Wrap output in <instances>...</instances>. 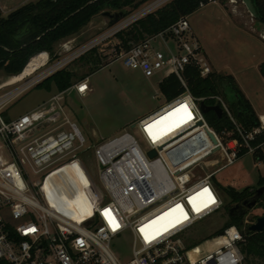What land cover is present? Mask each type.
I'll return each mask as SVG.
<instances>
[{
	"label": "built area",
	"instance_id": "built-area-1",
	"mask_svg": "<svg viewBox=\"0 0 264 264\" xmlns=\"http://www.w3.org/2000/svg\"><path fill=\"white\" fill-rule=\"evenodd\" d=\"M170 1L154 0L110 25L107 33L78 52L79 57ZM228 1L236 3L238 0ZM203 6L201 4L200 8ZM260 38L264 41V34ZM155 44L165 51L158 50ZM111 52L107 65L118 61L148 80L159 77L160 82L174 75L183 92L133 123L130 126L135 131L133 134L123 132L85 149V139L67 114V91L53 95L16 120L7 122L3 117L14 100L59 71L67 61L44 69L47 62L35 74L9 86L1 85L0 262L246 264L242 253L245 239L234 226L206 241L209 245L206 251L198 245H188L186 238L199 223L224 207L212 184L214 176L234 165L240 156H254L257 151H264V141L258 142L264 136V114L257 116L256 127L246 131L235 121L222 97L196 99L189 93L183 80L186 68H196L201 77L211 74L212 69L186 17L127 51L118 44ZM8 88L10 90L5 91ZM72 88L81 97L89 91L87 80ZM205 100H212L213 106L221 108L233 126L231 131L216 133L207 124L199 107ZM173 106L178 110L176 122L183 123L170 134L163 132L165 126L155 127L154 133L160 137L153 139L150 129L153 119ZM207 132L214 136L216 145L211 143ZM196 136L204 140L199 148L193 145ZM90 148L103 194L93 203L89 214L80 216L76 210L75 216H67L61 211H73L76 206L72 203L65 206L53 200V188L43 195L38 179L33 176H42L65 160H78ZM151 151L155 152L152 158L149 157ZM213 155H219L224 164L208 173V166L217 161L205 159ZM196 167L203 175L195 177L187 173ZM244 225H250L247 219ZM124 234L131 238V256L125 261L112 250V242ZM251 259L253 257H249Z\"/></svg>",
	"mask_w": 264,
	"mask_h": 264
},
{
	"label": "rangeland",
	"instance_id": "rangeland-1",
	"mask_svg": "<svg viewBox=\"0 0 264 264\" xmlns=\"http://www.w3.org/2000/svg\"><path fill=\"white\" fill-rule=\"evenodd\" d=\"M153 1L148 0L132 11L127 8L126 11L131 12L126 17L131 16ZM223 5L228 11L234 13L232 15L242 26H237L232 20V16L218 3H210L200 8L188 17V23L191 32L195 34V38H198L207 50L213 68L212 72L220 76H232L239 87L245 90L247 96L255 103L256 114L258 115L264 112V78L259 73V66L264 63V41L260 40L259 37L262 33L257 25L252 27L253 31L250 30L249 27L255 21L240 1H237L236 6L230 4L228 0ZM103 12L114 13L110 10ZM110 27L108 18L101 14L95 16L76 35L54 45L52 54L47 53L48 65L44 69L62 60L67 61V64L59 70L65 69L73 73L75 76L73 84L80 82L79 79L89 73L85 65L86 60L92 59V57L88 56L90 55L89 52L79 57L78 52L107 33ZM130 27L132 25L123 31L129 30ZM118 44L120 45V42L117 38H110L99 44L93 52L90 51L92 54L94 53V57L100 59V63L104 67L84 79L87 80L89 88L84 96H78L73 92L67 96L68 117L78 126L85 139V149L123 132L133 134L135 131L130 128L133 123L168 101L159 91V77L148 80L139 72L124 68L118 61L107 65L110 62L112 49ZM168 44L173 47L172 43L169 42ZM155 46L161 52L165 51L162 46L157 44ZM44 69L40 70L39 73ZM15 77L17 78V76ZM10 78L12 77H8L0 71V86L12 82L13 80ZM8 90L10 88L5 91ZM46 98L47 96L43 92H39L37 88H31L6 108L3 117L7 122L15 120L36 109L35 106ZM169 109L153 119L150 126L151 130L171 120L173 116L170 113L164 115ZM158 118H160L159 124L154 122ZM172 128L165 129V132L168 133ZM153 137L155 136L153 135ZM194 141L195 148L204 144L201 136H196ZM205 161H217V164L208 166V173L224 164L219 155L210 156ZM187 173H193L195 177L203 175L198 167L188 170ZM263 175L264 164L255 161L252 155H244L234 165L219 171L212 179V184L221 188L231 185L237 189H243L248 184L255 183L259 176ZM33 178L38 179L43 195L50 188H57L61 195L74 202L75 210L61 211L67 216H75L76 210L81 213L80 216H84L85 212L88 214L93 203L99 200L103 194L91 148L86 150L78 160H65L50 168L42 176H33ZM224 200V205L229 206L230 201ZM84 209L89 210L85 211ZM262 214L263 212L259 207H256L244 219L249 222ZM228 222L227 212L222 209L218 214L199 223L188 234L186 243L198 245L202 251H206L209 249V245L205 242L214 238L215 236L212 235L226 227ZM242 232H245L244 227ZM112 250L122 260H128L131 256L130 235L124 234L114 240ZM248 261L249 263L246 261V264L262 263L254 259Z\"/></svg>",
	"mask_w": 264,
	"mask_h": 264
},
{
	"label": "trees",
	"instance_id": "trees-1",
	"mask_svg": "<svg viewBox=\"0 0 264 264\" xmlns=\"http://www.w3.org/2000/svg\"><path fill=\"white\" fill-rule=\"evenodd\" d=\"M148 0H38L35 3H28L1 17L0 12V71L8 77H14L22 73L31 58L42 52L52 54L56 43L68 37L76 35L95 16L104 10L123 13L127 16L132 10L139 8ZM227 0H212L224 4ZM255 8L258 19L257 26L264 25V0H250ZM207 5L208 0H172L165 6L159 8L144 18L132 24L127 31L118 33L115 38L120 42V48L127 51L150 37H153L176 23L181 18H187L200 9V5ZM131 11H126V9ZM111 25V24H110ZM94 49L90 50L93 52ZM86 60V68L89 73L79 79L83 81L87 76L102 69L100 59L94 57ZM87 52V53H88ZM259 73L264 78V63L259 66ZM74 74L65 69L59 70L49 76L35 88L49 90L54 85L58 92L70 88L73 84ZM184 83L189 93L196 99H206L211 96H220L225 101L231 115L243 130H250L257 126V116L244 95L238 89L233 77L220 76L214 72L206 77H201L194 67H187L183 75ZM183 87L179 80L170 75L164 78L159 84V91L166 100H171L181 92ZM204 104L213 106L212 100H205ZM170 113L175 115L174 106L164 115ZM207 124L216 132L222 130L231 131L233 126L226 115L218 118L213 112L204 115ZM154 122L160 123V118ZM264 136L258 139L263 142ZM254 160L264 164V154L261 150L253 156ZM241 158V156L239 157ZM264 184V175L260 176L258 186ZM223 202L230 201V205H224L223 210L227 212L235 204L242 202L252 195L254 188L247 187L237 191L232 187L220 188ZM85 211L89 209H84ZM86 213V212H85ZM244 218L239 216L229 217L227 226L215 232L216 237L231 226L238 228L245 239L242 246V253L254 260L264 262V232L251 233L249 225H244ZM255 218L249 222H253ZM245 232H242V228ZM252 262V261H251ZM0 264H6L0 262Z\"/></svg>",
	"mask_w": 264,
	"mask_h": 264
},
{
	"label": "water",
	"instance_id": "water-1",
	"mask_svg": "<svg viewBox=\"0 0 264 264\" xmlns=\"http://www.w3.org/2000/svg\"><path fill=\"white\" fill-rule=\"evenodd\" d=\"M236 1V0H233ZM242 3L244 8L246 9L247 13L251 16V18L256 21L258 19L257 13L255 11L254 6L252 5L250 0H238ZM102 16L108 18L109 23L111 25L116 24L118 21L123 19L125 15L121 12L119 13H110V12H103L101 13ZM261 30V33L264 34V25L258 26ZM200 112L205 115L208 112H213L218 118H221L223 113L219 106H207L204 103H200ZM201 123H199V126ZM207 136L213 145H216V140L211 133L207 132ZM216 150L213 151V153ZM155 152L151 151L149 153V157H154ZM252 195L247 199L243 200L240 203L235 204L228 210V217H235L239 216L241 218H246L251 211H253L256 207L263 212L260 217H256L255 220L250 223L248 227V231L251 233H262L264 232V184L261 186H256L252 190ZM239 210V213H235Z\"/></svg>",
	"mask_w": 264,
	"mask_h": 264
},
{
	"label": "crops",
	"instance_id": "crops-1",
	"mask_svg": "<svg viewBox=\"0 0 264 264\" xmlns=\"http://www.w3.org/2000/svg\"><path fill=\"white\" fill-rule=\"evenodd\" d=\"M38 0H12V1H10V0H0V12H1V17H3V18H5L8 14H10L11 12H13V11H15L16 9H18V8H20V7H22L23 5H25V4H28V3H35V2H37ZM210 3H218V2H209L208 4H210ZM230 3V2H229ZM207 4V5H208ZM218 4H220V3H218ZM230 4H235V6H236V4H237V2L236 3H230ZM207 5H205V6H207ZM221 5V7H223L224 8V10H226L227 11V13L230 15V16H232L231 18H232V20L234 21V23L237 25V26H242V25H240V23L239 22H237V20L235 19V16H233L232 15V13L230 12V11H228L227 9H226V6L225 5H222V4H220ZM205 6H203V7H205ZM202 7V8H203ZM234 14V13H233ZM187 19H188V17H187ZM256 24H255V22L253 23V25H251L249 28H250V30L251 31H253V26H255ZM193 34V33H192ZM193 36L195 37V34H193ZM260 37V36H259ZM260 40H262L261 38H260ZM197 41H198V43H199V45H200V47H201V49H202V51H203V53H204V55H205V57H206V59H207V61H208V63H209V65H210V67H211V69L213 70V68H212V66H211V64H210V61H209V57H208V54H207V50H206V48H205V46L204 45H202L201 43H200V41L198 40V38H197ZM263 41V40H262ZM40 55H42L43 57H44V60L43 61H41V60H39L38 59V56H40ZM48 62V54L46 53V52H42V53H40V54H37V55H35L33 58H31L30 59V61L28 62V64L25 66V68H24V70L25 69H27V68H31V71H29L27 74L28 75H26V76H30V75H33V74H35L36 73V71H38V69H40V68H42V67H44L45 65H46V63ZM32 63V64H31ZM37 67V68H36ZM23 70V71H24ZM23 71H22V73H23ZM134 72H138V71H134ZM30 73V74H29ZM140 73V72H139ZM141 74V73H140ZM20 75V74H19ZM142 75V74H141ZM18 76V75H17ZM15 77V76H14ZM87 77H89V76H87ZM232 77V76H231ZM263 78V77H262ZM21 79V78H20ZM234 79V78H233ZM19 80V79H18ZM234 81H235V83H236V85H237V87H238V89L241 91V93L244 95V97L246 98V100L249 102V104L251 105V107H252V109H253V111H254V113H255V115L256 116H258V115H262V114H264V112L263 113H261V114H256V109H257V107L255 106V103L254 102H252L251 101V99L247 96V94H246V92H245V90H243V89H241L240 87H239V85L237 84V82H236V80L234 79ZM74 84H76V83H74ZM74 84H72V86L70 87V88H68V89H66V90H64V91H67V94H66V101H67V96H68V94L69 93H71V92H73V93H76L75 92V90L72 88L73 87V85ZM159 84H160V79H159ZM37 90L39 91V92H43L46 96H47V98L45 99V100H42L40 103H38L35 107H38L39 105H41V104H43V103H45L46 101H48L53 95H55V94H57V93H61V92H64V91H60V92H58L57 90H56V88H55V86L54 85H51L50 87H49V90H46V89H40V88H37ZM77 94V93H76ZM78 95V94H77ZM79 96V95H78ZM24 116V115H23ZM20 117H22V116H20ZM20 117H18V118H20ZM17 118V119H18ZM16 120V119H15ZM11 121V120H10ZM13 121V120H12ZM264 152V151H263ZM264 154V153H263ZM254 158V157H253ZM259 178H260V176H259ZM259 178L257 179V181L255 182V183H250V184H248V186H246L245 188H247V187H251V188H254V187H256L257 186V184H258V181H259ZM228 187H232V188H234L235 190H237V191H241V190H243V189H237L236 187H234V186H231V185H228ZM215 188H216V190H217V192L219 193V195H220V197L222 198V196H221V193H220V190L218 189V187L217 186H215ZM221 188V187H220ZM223 200V199H222Z\"/></svg>",
	"mask_w": 264,
	"mask_h": 264
},
{
	"label": "bare ground",
	"instance_id": "bare-ground-1",
	"mask_svg": "<svg viewBox=\"0 0 264 264\" xmlns=\"http://www.w3.org/2000/svg\"><path fill=\"white\" fill-rule=\"evenodd\" d=\"M38 59L39 60H41V61H43L44 59H43V56L42 55H40V56H38ZM32 64V63H31ZM37 68V67H36ZM30 69V70H29ZM31 71V68L29 67V68H27V69H25L24 71H23V75H18L17 76V78L16 77H12V78H10V79H12L13 81L12 82H9V83H5V86H9V85H12V84H14V83H16V82H18V81H20L21 79H24V78H26V77H28V76H25V74H27L29 71ZM30 74V73H29ZM28 75V74H27ZM21 78V79H20ZM19 79V80H18ZM172 108V107H171ZM166 111V110H165ZM175 111H176V113H175V115L171 118V120L169 121V122H167L166 124H163V125H160V126H165V128L163 129V132L165 133V134H170V133H172L173 131H176L177 129H178V126L180 125V124H182L183 122H179V123H177L176 122V119H175V116H177V111L178 110H176V108H175ZM164 112V111H163ZM162 114V113H161ZM153 122V121H152ZM152 124V123H151ZM159 126V127H160ZM169 127H173L172 128V130H170L168 133L167 132H165V129H167V128H169ZM154 130H156L155 128L154 129H152V134L155 136V137H153V139H157V138H159L160 137V134H155L154 133ZM163 132L161 133V135L163 134ZM51 198L53 199V200H58V201H60V203L62 204V205H65V206H68V205H70L71 203L75 206V204H74V202L71 200V199H69V198H67V197H64L63 195H61L60 193H59V191L57 190V189H53V192H52V194H51ZM89 214V213H88ZM85 215H87V213H84V216Z\"/></svg>",
	"mask_w": 264,
	"mask_h": 264
},
{
	"label": "flooded vegetation",
	"instance_id": "flooded-vegetation-1",
	"mask_svg": "<svg viewBox=\"0 0 264 264\" xmlns=\"http://www.w3.org/2000/svg\"><path fill=\"white\" fill-rule=\"evenodd\" d=\"M235 213H239V210H237V212H235Z\"/></svg>",
	"mask_w": 264,
	"mask_h": 264
},
{
	"label": "snow or ice",
	"instance_id": "snow-or-ice-1",
	"mask_svg": "<svg viewBox=\"0 0 264 264\" xmlns=\"http://www.w3.org/2000/svg\"><path fill=\"white\" fill-rule=\"evenodd\" d=\"M205 191H207V190H205ZM179 207V206H178ZM147 238V237H146Z\"/></svg>",
	"mask_w": 264,
	"mask_h": 264
}]
</instances>
